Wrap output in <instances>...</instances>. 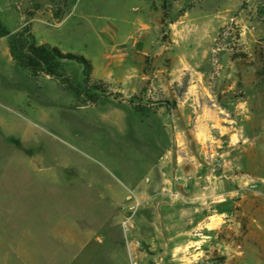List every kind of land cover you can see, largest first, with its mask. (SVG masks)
I'll return each instance as SVG.
<instances>
[{
	"label": "rangeland",
	"instance_id": "rangeland-1",
	"mask_svg": "<svg viewBox=\"0 0 264 264\" xmlns=\"http://www.w3.org/2000/svg\"><path fill=\"white\" fill-rule=\"evenodd\" d=\"M140 16L159 24L150 36L165 70L185 60L218 91L202 96L205 113L184 110L183 154L201 171L174 176L172 191L144 189L172 145L171 109L130 93L133 61L117 68L115 39L102 31ZM0 27V264H66L72 237L92 232L91 213L127 206L131 194L135 229L142 216L153 226L141 233L159 231L157 206L172 200V231L186 233L169 256L160 245L141 264H264V0H0ZM27 30L39 45L85 58L89 77L73 61L56 77L19 65L10 43ZM218 156L226 167L214 166Z\"/></svg>",
	"mask_w": 264,
	"mask_h": 264
},
{
	"label": "crops",
	"instance_id": "crops-1",
	"mask_svg": "<svg viewBox=\"0 0 264 264\" xmlns=\"http://www.w3.org/2000/svg\"><path fill=\"white\" fill-rule=\"evenodd\" d=\"M142 11L143 9L141 13ZM154 23L152 26L143 24L141 16L132 23L124 22L123 29L128 33L125 37L122 35L123 40L118 42H116L115 36L120 34L123 29L108 23L103 26L102 31L111 37L112 41L115 39L113 46L120 55L117 68L122 69L124 59L129 56L133 61L137 75L134 78L135 82L130 84V93L145 94L150 98L151 106L162 107L167 104L171 109V119L174 123L172 145L167 149L164 165L155 172L153 179H146L144 189H155L161 186L164 190L172 191L178 189L172 183L174 176L189 174L196 177L201 171L193 157H186L183 154L182 148L185 149L188 146L181 127L184 110L193 106L195 107L194 112L202 114L204 112L201 109L202 96H207V94L217 96L218 91L212 88L208 89L203 83L206 80L205 75L200 73L199 69L191 67L192 64H187L185 60L180 63L177 59L179 63L176 64H181L182 67L174 70L167 62L168 69L165 70L163 61L167 60L161 56L162 52H159L161 48L157 39H154L153 34L152 37L150 36V33L158 32L159 24ZM138 32H142L141 35L138 36ZM186 65L190 70H185ZM219 91H222V94L226 93V90ZM191 98H193V103L186 106V103L192 100ZM198 98L201 106L199 108L195 105ZM127 206L123 204L117 208L93 211L89 220L86 221L87 230L92 232L87 237H79L78 240L72 237L71 259L66 264H129L125 236L117 222L118 218L124 216L122 208ZM176 207V203L172 200L159 202L157 209L161 217L160 230L153 234L141 233L140 226L142 224L153 226V223L149 219L142 220V216L137 217V229L131 233V239L144 243L145 248L140 251V256H146L148 252L156 250L160 245L165 246L163 256H169V253L175 250H170L168 247L177 246V242L186 239L185 232H173L171 228L175 226L171 222L175 221L176 217H171L169 214ZM95 213L97 215H94ZM155 242L161 243L156 246ZM178 250L179 248L176 249V252ZM162 264L167 263L163 260Z\"/></svg>",
	"mask_w": 264,
	"mask_h": 264
},
{
	"label": "trees",
	"instance_id": "trees-1",
	"mask_svg": "<svg viewBox=\"0 0 264 264\" xmlns=\"http://www.w3.org/2000/svg\"><path fill=\"white\" fill-rule=\"evenodd\" d=\"M7 35L0 27V37ZM10 52L14 60L31 73H45L48 76H60L58 73L61 64L73 61L85 67L89 77L92 67L83 57L71 53H63L59 48L50 45H39L33 39L29 31L14 37L10 43Z\"/></svg>",
	"mask_w": 264,
	"mask_h": 264
},
{
	"label": "built area",
	"instance_id": "built-area-1",
	"mask_svg": "<svg viewBox=\"0 0 264 264\" xmlns=\"http://www.w3.org/2000/svg\"><path fill=\"white\" fill-rule=\"evenodd\" d=\"M120 57V55H117ZM214 166L216 167H226L228 165V160L223 156H218L214 158ZM179 181V179H176ZM172 197L177 198V194H172ZM127 200L133 202L130 207H123V211H127V215L120 220V225L125 236L126 248L128 252L129 264H141L140 261V250L142 248V243L139 240L131 239V233L135 229V216L138 212L140 202L134 194L127 197Z\"/></svg>",
	"mask_w": 264,
	"mask_h": 264
},
{
	"label": "bare ground",
	"instance_id": "bare-ground-1",
	"mask_svg": "<svg viewBox=\"0 0 264 264\" xmlns=\"http://www.w3.org/2000/svg\"><path fill=\"white\" fill-rule=\"evenodd\" d=\"M130 201H131V200H129V201L127 200L128 204L131 203ZM213 225H214V224H211V223L208 224L209 227H212Z\"/></svg>",
	"mask_w": 264,
	"mask_h": 264
}]
</instances>
